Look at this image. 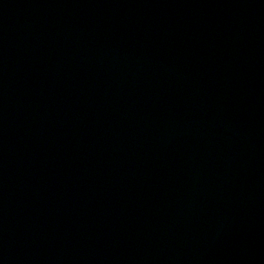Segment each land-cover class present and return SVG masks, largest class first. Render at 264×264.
<instances>
[{
	"label": "water",
	"instance_id": "1",
	"mask_svg": "<svg viewBox=\"0 0 264 264\" xmlns=\"http://www.w3.org/2000/svg\"><path fill=\"white\" fill-rule=\"evenodd\" d=\"M0 264H264V0H0Z\"/></svg>",
	"mask_w": 264,
	"mask_h": 264
}]
</instances>
